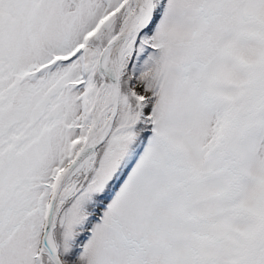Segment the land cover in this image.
Masks as SVG:
<instances>
[{"label":"snow or ice","instance_id":"6c2138e0","mask_svg":"<svg viewBox=\"0 0 264 264\" xmlns=\"http://www.w3.org/2000/svg\"><path fill=\"white\" fill-rule=\"evenodd\" d=\"M0 264H264V0H0Z\"/></svg>","mask_w":264,"mask_h":264}]
</instances>
